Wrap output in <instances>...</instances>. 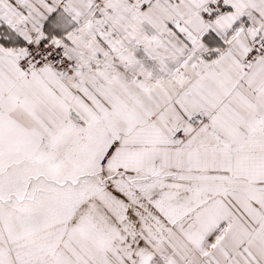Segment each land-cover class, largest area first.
<instances>
[{"label":"snow or ice","instance_id":"obj_1","mask_svg":"<svg viewBox=\"0 0 264 264\" xmlns=\"http://www.w3.org/2000/svg\"><path fill=\"white\" fill-rule=\"evenodd\" d=\"M0 264H264V0H0Z\"/></svg>","mask_w":264,"mask_h":264}]
</instances>
